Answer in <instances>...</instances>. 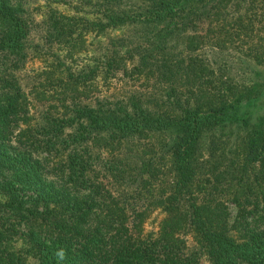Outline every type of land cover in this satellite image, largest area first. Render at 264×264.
Masks as SVG:
<instances>
[{"label":"trees","instance_id":"16d2710c","mask_svg":"<svg viewBox=\"0 0 264 264\" xmlns=\"http://www.w3.org/2000/svg\"><path fill=\"white\" fill-rule=\"evenodd\" d=\"M106 1L96 11L99 23L47 13L48 33L75 49L77 42L69 41L74 32L98 26L142 21L177 30L205 23V33L197 35L201 42L215 40L217 49L246 45L247 55L264 63V40L258 37L264 33V0H160L129 13ZM26 30L23 0H0V264H200L197 253L187 250V231L211 264H264V228L253 227L247 215L253 211L247 208L251 195L264 201V148L258 138L248 139L237 160L240 175H233L236 162L221 163L212 152L199 156L202 132L228 107L237 110L245 94L229 99L224 86L230 88V82L214 77L196 94L188 90L193 100L177 97L178 112L169 113L134 101L86 102L75 95L74 84L63 111L31 119L30 103L14 78ZM208 70L215 74V68ZM200 101L207 104L203 110ZM161 132L172 135L156 147L153 140ZM129 141L151 142V156L138 163L122 158ZM140 179L154 190L147 209L124 194ZM223 179L231 185L228 193H218ZM226 201L237 208L234 220ZM157 208L166 219L156 233L146 232L143 223Z\"/></svg>","mask_w":264,"mask_h":264},{"label":"rangeland","instance_id":"374dc122","mask_svg":"<svg viewBox=\"0 0 264 264\" xmlns=\"http://www.w3.org/2000/svg\"><path fill=\"white\" fill-rule=\"evenodd\" d=\"M68 1L64 4L53 0H23L27 35L23 41L24 57L14 68V78L15 83L23 87L30 103L31 119L42 113L51 115L63 111L74 93L86 102L97 98L120 104L134 101L152 111L178 112L179 105H174L177 97L180 100L191 97L193 100L199 86H206L209 79L216 77L230 82V88L224 86L229 99L238 94L245 96L237 110L228 107L224 115L217 116L211 128L202 132L199 156L207 158L212 152L213 159L221 163L236 162L233 175H240L243 170L237 160L244 157L248 139L255 136L258 146L264 148V63L253 59L256 54L247 55L246 45L217 49L212 45L215 40L201 42L197 35L205 33V23L197 28L163 30L160 27L164 23L128 21L113 27H94L80 34L75 31L76 38L69 41L77 42L76 48H66L54 39L55 35L48 33L47 13L82 16L99 23L101 12L96 11L99 6L107 7L103 5L104 0ZM152 1L160 0H107L106 3H113L129 13L139 5L147 7ZM258 37L263 41L264 33L259 32ZM254 42L251 39L248 45ZM152 50L154 53H150ZM221 64L224 66L219 68ZM2 67L3 61L0 60V70ZM210 68H215L214 75L208 70ZM199 69L202 73L194 74ZM68 72L74 73L77 79H69ZM74 84L77 89L73 93L70 88H75ZM189 89L195 94L189 95ZM198 104L202 110L207 106L205 101ZM171 135V132L158 133L153 144L158 147ZM153 144L129 141L123 145L121 156H128L127 160L138 163L147 155L151 156ZM159 163H165V158L161 157ZM216 186L218 193L221 190L228 193L231 187L224 179ZM114 188L117 195L122 191L118 184ZM153 191L148 180L140 179L128 186L124 194L127 193L137 206L147 209L152 205ZM249 201L247 208L253 209L247 214L253 217L251 225L263 229L264 201L255 200L253 195ZM226 205L234 220L237 208L228 201ZM165 219L161 209H154L145 219L143 228L146 232L156 233ZM183 238L187 250L199 256L200 264H211L190 231ZM29 262L33 263V260L29 259Z\"/></svg>","mask_w":264,"mask_h":264}]
</instances>
